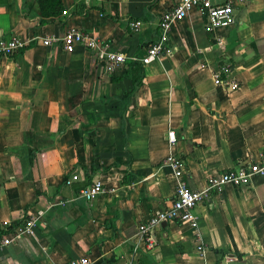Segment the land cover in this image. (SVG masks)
Returning <instances> with one entry per match:
<instances>
[{
	"label": "crops",
	"instance_id": "crops-1",
	"mask_svg": "<svg viewBox=\"0 0 264 264\" xmlns=\"http://www.w3.org/2000/svg\"><path fill=\"white\" fill-rule=\"evenodd\" d=\"M176 2L62 0L63 13L39 24L36 0H0V37L26 42L0 57V237L32 221L0 247V264H264V174L210 190L193 222L166 221L150 248L137 230L171 200L169 156L183 161L191 190L211 174L264 163V0H238L233 23L215 28L190 8L171 26L170 53L140 64L122 113L130 75L111 81L86 48L62 46L68 28L87 32L123 53L121 76ZM216 72L237 86L214 83ZM92 180L101 192L85 200L78 190Z\"/></svg>",
	"mask_w": 264,
	"mask_h": 264
},
{
	"label": "built area",
	"instance_id": "built-area-1",
	"mask_svg": "<svg viewBox=\"0 0 264 264\" xmlns=\"http://www.w3.org/2000/svg\"><path fill=\"white\" fill-rule=\"evenodd\" d=\"M238 0H223L214 2L213 0H177V2L165 9L156 22L157 34L151 43L146 47L145 53L140 57L130 56L132 61L142 65L151 60L165 56L171 51L170 29L173 24L179 23L190 8H197L205 14L207 24L210 28L230 25L234 20V9ZM63 13V10H62ZM140 26L139 21H130L131 30H137ZM51 38L44 36L42 43L47 45ZM62 46L77 43L91 52L103 66L108 74H114L119 71L124 63L125 56L122 52L109 49L105 44L100 43L96 38L91 37L87 32L78 28H68L61 37ZM25 40L18 34H12L0 37V57L8 56L14 51L23 47ZM214 83L225 84L229 88H235L237 82L226 79L222 81L219 73L213 74ZM165 139L168 144L175 142L174 131L169 130L165 133ZM171 167V176L174 180V188L169 204L162 210L151 213L143 222L137 225V230L142 238L145 247L150 248L154 243L153 231L158 228L161 222L166 221H191L193 215L191 210L201 202L212 189L218 190L222 184L231 183L236 186L246 184L254 175L264 174V163L252 162L244 165H238L225 171L211 174L207 177L202 190H191L186 186L183 176L186 174V168L181 158L174 155L167 158ZM77 179L76 174L63 180V185L68 186ZM101 192V183L98 180H92L78 190V195L91 200ZM6 225V224H4ZM31 220L24 219L17 223L12 229L7 230V234L0 237V247L11 243L16 237L23 233L31 231ZM61 264H88L86 258L69 259Z\"/></svg>",
	"mask_w": 264,
	"mask_h": 264
},
{
	"label": "trees",
	"instance_id": "trees-1",
	"mask_svg": "<svg viewBox=\"0 0 264 264\" xmlns=\"http://www.w3.org/2000/svg\"><path fill=\"white\" fill-rule=\"evenodd\" d=\"M36 2H37L39 15H40V19L38 20L39 24L46 22L48 18L58 17L63 10L62 0H36ZM100 11L105 16L112 18L110 15L103 12L102 9H100ZM117 72H115L113 76H110L111 81H117L121 79L124 75L126 76L129 74L130 79H131V85H132L129 92L123 94V99L121 100L123 104L120 107V113H122L124 105H125V100L128 97V93H130L132 90H134L136 87L140 85L141 79L143 77V72H142L140 63L138 62H126L124 71L121 73V76H118L116 74ZM6 226L8 225L6 224ZM2 232L3 231L0 229V233Z\"/></svg>",
	"mask_w": 264,
	"mask_h": 264
},
{
	"label": "water",
	"instance_id": "water-1",
	"mask_svg": "<svg viewBox=\"0 0 264 264\" xmlns=\"http://www.w3.org/2000/svg\"><path fill=\"white\" fill-rule=\"evenodd\" d=\"M161 226H164L165 225V222L163 221V222H161V224H160Z\"/></svg>",
	"mask_w": 264,
	"mask_h": 264
}]
</instances>
